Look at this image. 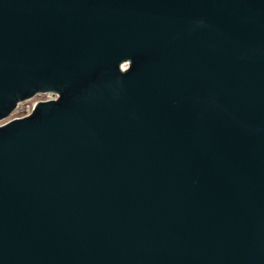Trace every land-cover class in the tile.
<instances>
[{
	"label": "water",
	"instance_id": "water-1",
	"mask_svg": "<svg viewBox=\"0 0 264 264\" xmlns=\"http://www.w3.org/2000/svg\"><path fill=\"white\" fill-rule=\"evenodd\" d=\"M0 264H264V0H0Z\"/></svg>",
	"mask_w": 264,
	"mask_h": 264
},
{
	"label": "rangeland",
	"instance_id": "rangeland-1",
	"mask_svg": "<svg viewBox=\"0 0 264 264\" xmlns=\"http://www.w3.org/2000/svg\"><path fill=\"white\" fill-rule=\"evenodd\" d=\"M47 95L44 94H37L36 96L23 101L19 103L18 107L14 109V112L11 114V116L3 121H0V124H4L6 122H9L11 119L20 118L26 116L28 113H31L33 110L34 105L45 98H47Z\"/></svg>",
	"mask_w": 264,
	"mask_h": 264
},
{
	"label": "built area",
	"instance_id": "built-area-1",
	"mask_svg": "<svg viewBox=\"0 0 264 264\" xmlns=\"http://www.w3.org/2000/svg\"><path fill=\"white\" fill-rule=\"evenodd\" d=\"M41 94H44V93H41ZM44 95H47L48 97L43 99V100H41V101L52 100V99H56L58 97V95L56 93H53V92H47ZM28 114H30V113H28Z\"/></svg>",
	"mask_w": 264,
	"mask_h": 264
}]
</instances>
